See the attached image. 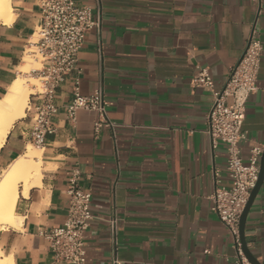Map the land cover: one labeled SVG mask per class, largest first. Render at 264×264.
<instances>
[{
    "label": "crops",
    "instance_id": "1",
    "mask_svg": "<svg viewBox=\"0 0 264 264\" xmlns=\"http://www.w3.org/2000/svg\"><path fill=\"white\" fill-rule=\"evenodd\" d=\"M94 6L95 0H79ZM10 23L0 21V99L20 73L40 17V0H9ZM100 30L89 31L70 72L55 94V132L40 147L41 183L20 193L21 222L0 229L5 264L56 262L39 228L61 226L67 216L70 172L91 193L85 264H111L108 218L116 216L120 264H235L237 250L211 212L216 186L228 185L226 144L212 146L204 132L211 91L192 88L197 68H207L214 88L224 83L252 30L263 53L257 90L250 93L238 146L243 162L264 150V0H99ZM80 93L101 86L113 129L93 130L95 114L65 118L72 82ZM30 94L24 116L0 146L2 171L28 144ZM246 246L264 264V179L248 211ZM207 250V252H205Z\"/></svg>",
    "mask_w": 264,
    "mask_h": 264
},
{
    "label": "built area",
    "instance_id": "2",
    "mask_svg": "<svg viewBox=\"0 0 264 264\" xmlns=\"http://www.w3.org/2000/svg\"><path fill=\"white\" fill-rule=\"evenodd\" d=\"M40 9L39 22L32 34L35 40L29 43V48H36L41 62L39 70L31 71L40 79V89L33 93L36 100L30 107L32 124L28 130V142L37 148L43 147L46 136L55 132L57 88L70 72H79L76 62L85 36L91 30L99 32L101 24L99 0H95L94 6L82 4L79 0H40ZM262 53L263 45L257 32L252 30L240 58L231 66L220 88H214L207 68H197L190 80L192 88L208 89L212 94L204 132L210 137L212 146L217 141L226 144L229 183L215 187L210 196V210L233 238L237 250L235 264H250L240 249L239 221L258 180L262 149L251 148L247 161L243 162L238 144L245 138L242 128L245 107L249 94L257 90ZM79 86L80 78L76 75L72 82V99L65 107L66 120L75 123L77 112L84 110L96 116L93 121L95 133L103 127L113 129L114 124L107 113L109 102L104 98L102 87L84 95ZM78 179L77 170L70 172L65 190L69 197L67 216L63 224L38 230V235L47 241L55 261L61 264H85L86 231L93 215L91 193L79 186ZM107 221L113 248L111 264H120L116 258L115 213Z\"/></svg>",
    "mask_w": 264,
    "mask_h": 264
},
{
    "label": "bare ground",
    "instance_id": "3",
    "mask_svg": "<svg viewBox=\"0 0 264 264\" xmlns=\"http://www.w3.org/2000/svg\"><path fill=\"white\" fill-rule=\"evenodd\" d=\"M12 18L13 13L9 0H0V21L8 24ZM29 53L31 50L27 49L23 56L24 63L18 68L20 74L9 84L6 93L0 99V146L13 123L24 116L29 96L35 93V88L40 84L39 78L31 75L30 72L39 70L41 67L38 68L37 64L36 66L33 64ZM33 56L36 57V55ZM24 74H29V76ZM42 171L41 150L32 146L26 147L25 152L16 157L2 171L0 176V229L8 226L15 227L21 222V218L16 214L17 199L20 193L26 195L31 187L41 183ZM0 256H2L1 251ZM5 263L6 260L0 258V264Z\"/></svg>",
    "mask_w": 264,
    "mask_h": 264
},
{
    "label": "water",
    "instance_id": "4",
    "mask_svg": "<svg viewBox=\"0 0 264 264\" xmlns=\"http://www.w3.org/2000/svg\"><path fill=\"white\" fill-rule=\"evenodd\" d=\"M264 179V150L261 153L260 159H259V173H258V180L254 188L251 190L247 204L241 214L240 221H239V240H240V249L242 251L243 256L247 259V261L250 264H260V262L251 254L250 250L246 246V241L244 237V226H245V220L246 216L248 214V211L263 183Z\"/></svg>",
    "mask_w": 264,
    "mask_h": 264
},
{
    "label": "rangeland",
    "instance_id": "5",
    "mask_svg": "<svg viewBox=\"0 0 264 264\" xmlns=\"http://www.w3.org/2000/svg\"><path fill=\"white\" fill-rule=\"evenodd\" d=\"M30 50H31V53H29L28 55H30V60L33 62V64L35 65V64H37V66L36 67H38V68H40L41 66H40V55H39V53L37 52V50H36V48H29ZM33 55H36V57L35 56H33ZM24 56H25V53H24ZM35 57V58H34ZM32 58H33V60H32ZM37 58V59H36ZM23 62V61H22ZM24 63V62H23ZM39 63V64H38ZM20 74V73H19ZM30 74L31 75H33V76H35V77H37L36 75H35V73H32V72H30ZM24 75H27V74H24ZM27 76H29V74L27 75ZM39 81H40V79H39ZM40 83V82H39ZM36 90H35V92L37 91V90H39L40 89V84H39V86L37 87V88H35ZM29 146H32V147H34V148H36V149H39V148H37V147H35V146H33L32 144H28L27 145V147H29ZM25 152V151H24Z\"/></svg>",
    "mask_w": 264,
    "mask_h": 264
}]
</instances>
